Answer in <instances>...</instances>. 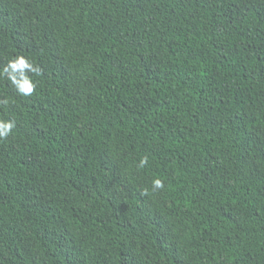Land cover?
I'll list each match as a JSON object with an SVG mask.
<instances>
[{"label": "trees", "instance_id": "trees-1", "mask_svg": "<svg viewBox=\"0 0 264 264\" xmlns=\"http://www.w3.org/2000/svg\"><path fill=\"white\" fill-rule=\"evenodd\" d=\"M20 55L0 264H264V0H0Z\"/></svg>", "mask_w": 264, "mask_h": 264}, {"label": "clouds", "instance_id": "clouds-1", "mask_svg": "<svg viewBox=\"0 0 264 264\" xmlns=\"http://www.w3.org/2000/svg\"><path fill=\"white\" fill-rule=\"evenodd\" d=\"M40 69L26 57L20 55L8 61L7 65L0 70V77H7L10 83L15 87L17 93L22 96H30L35 90V83L28 75L29 73L39 74ZM0 103H7V101H0ZM15 127V123L11 120H0V139L6 138ZM147 163L144 158L140 161V166L143 167ZM153 189H161L163 181L161 179H154L152 181Z\"/></svg>", "mask_w": 264, "mask_h": 264}]
</instances>
